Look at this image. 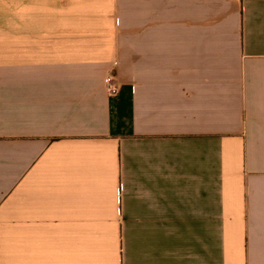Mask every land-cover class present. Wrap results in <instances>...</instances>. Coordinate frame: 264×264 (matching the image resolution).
Listing matches in <instances>:
<instances>
[{"label":"crops","instance_id":"crops-1","mask_svg":"<svg viewBox=\"0 0 264 264\" xmlns=\"http://www.w3.org/2000/svg\"><path fill=\"white\" fill-rule=\"evenodd\" d=\"M0 264H264V0H0Z\"/></svg>","mask_w":264,"mask_h":264},{"label":"built area","instance_id":"built-area-1","mask_svg":"<svg viewBox=\"0 0 264 264\" xmlns=\"http://www.w3.org/2000/svg\"><path fill=\"white\" fill-rule=\"evenodd\" d=\"M104 83H105L106 92L109 96L113 97L118 94L119 91L118 85L113 75L106 76Z\"/></svg>","mask_w":264,"mask_h":264}]
</instances>
